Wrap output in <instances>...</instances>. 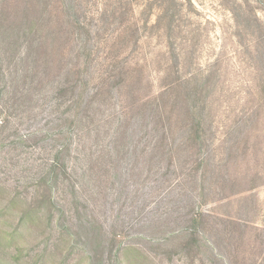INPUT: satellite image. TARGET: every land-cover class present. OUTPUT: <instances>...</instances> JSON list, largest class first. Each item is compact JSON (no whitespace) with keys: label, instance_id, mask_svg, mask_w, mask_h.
Returning a JSON list of instances; mask_svg holds the SVG:
<instances>
[{"label":"rangeland","instance_id":"374dc122","mask_svg":"<svg viewBox=\"0 0 264 264\" xmlns=\"http://www.w3.org/2000/svg\"><path fill=\"white\" fill-rule=\"evenodd\" d=\"M45 1L43 48L0 12V264H264V0ZM212 69L202 145L155 97Z\"/></svg>","mask_w":264,"mask_h":264},{"label":"trees","instance_id":"16d2710c","mask_svg":"<svg viewBox=\"0 0 264 264\" xmlns=\"http://www.w3.org/2000/svg\"><path fill=\"white\" fill-rule=\"evenodd\" d=\"M83 0H69L68 5L69 6H78L80 7L82 5ZM104 2V10L102 11L101 16L104 17L111 7L115 6L116 2L117 4H120V0H103ZM4 4V12L1 8V6ZM47 5L45 0H0V12H2V15L6 18L11 17L14 12H20L19 18L22 16L23 22L27 23L29 26V31L32 34H35L36 41L39 43L40 47L43 48V42L39 38L40 34V18H41V9ZM163 11V17H160V20L165 19L167 17L174 18L175 15L172 16L169 14V8H162ZM5 14V15H4ZM20 20V19H19ZM23 23V24H24ZM40 67L39 65H37ZM166 72V71H165ZM216 71L214 69L208 70V72L204 73L202 76H194V78H185L181 84H179L181 91L183 90L182 94L178 97H173L169 91L168 88L164 87L160 89L158 94H156V109L157 114L165 113V104L166 102L171 105V109L174 112L177 108L180 110L179 118H182V115L186 113L187 116H191V121L184 120L183 123V129L182 134L187 136L191 141L200 142L202 145L204 144V137L207 135V129L205 125L207 122H204V112L206 110V96L209 94V87L212 86V83L215 82L216 79ZM163 76H167V74H163ZM163 79V78H160ZM78 84L76 87L72 88V92L76 95L78 99L82 101V95L80 92V88H78ZM78 89V93L76 94V90ZM63 91L66 92V89ZM206 99V100H205ZM191 104V105H190ZM203 123L205 125H203ZM70 151L69 145H65L63 148L58 149L56 151V157L53 160V163L51 167L48 169L47 172H45L39 179L38 187L42 189L36 193V196L34 197V203L35 202H42V201H49L51 202V191H52V185L58 183L59 181L65 179L68 175L67 167L65 164V157L68 155ZM42 184H44V188H42ZM45 192V193H44ZM47 209H54L52 206L48 205ZM63 218H65V213L63 210H59L58 214L49 211V213L46 214V219L48 222V225L50 226L54 222L57 224L59 228L64 227L63 224ZM25 217L22 218V223L19 225V228H17L16 232L9 235V241L13 242L15 240L17 232H19L24 224ZM68 230H70L69 227H66ZM20 229V230H19Z\"/></svg>","mask_w":264,"mask_h":264}]
</instances>
